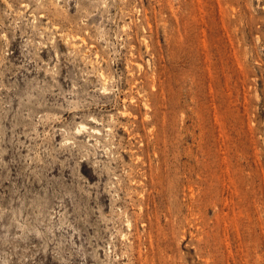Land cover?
I'll list each match as a JSON object with an SVG mask.
<instances>
[{
  "label": "rangeland",
  "instance_id": "1",
  "mask_svg": "<svg viewBox=\"0 0 264 264\" xmlns=\"http://www.w3.org/2000/svg\"><path fill=\"white\" fill-rule=\"evenodd\" d=\"M0 264H264V0H0Z\"/></svg>",
  "mask_w": 264,
  "mask_h": 264
},
{
  "label": "bare ground",
  "instance_id": "2",
  "mask_svg": "<svg viewBox=\"0 0 264 264\" xmlns=\"http://www.w3.org/2000/svg\"><path fill=\"white\" fill-rule=\"evenodd\" d=\"M100 76H101V74H100Z\"/></svg>",
  "mask_w": 264,
  "mask_h": 264
}]
</instances>
